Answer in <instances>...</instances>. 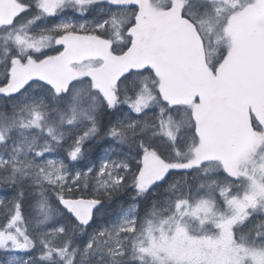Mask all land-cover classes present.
<instances>
[{"label": "snow or ice", "instance_id": "snow-or-ice-1", "mask_svg": "<svg viewBox=\"0 0 264 264\" xmlns=\"http://www.w3.org/2000/svg\"><path fill=\"white\" fill-rule=\"evenodd\" d=\"M0 264H264V0H0Z\"/></svg>", "mask_w": 264, "mask_h": 264}]
</instances>
